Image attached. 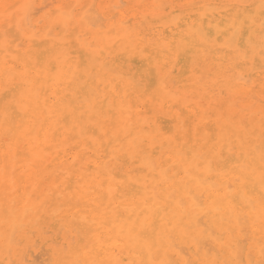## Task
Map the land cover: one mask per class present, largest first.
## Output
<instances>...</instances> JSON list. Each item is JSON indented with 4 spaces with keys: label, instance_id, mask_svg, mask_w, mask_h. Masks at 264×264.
I'll list each match as a JSON object with an SVG mask.
<instances>
[{
    "label": "bare ground",
    "instance_id": "6f19581e",
    "mask_svg": "<svg viewBox=\"0 0 264 264\" xmlns=\"http://www.w3.org/2000/svg\"><path fill=\"white\" fill-rule=\"evenodd\" d=\"M0 264H264V0H0Z\"/></svg>",
    "mask_w": 264,
    "mask_h": 264
},
{
    "label": "rangeland",
    "instance_id": "374dc122",
    "mask_svg": "<svg viewBox=\"0 0 264 264\" xmlns=\"http://www.w3.org/2000/svg\"><path fill=\"white\" fill-rule=\"evenodd\" d=\"M42 12H40L39 14H37V17L41 15Z\"/></svg>",
    "mask_w": 264,
    "mask_h": 264
}]
</instances>
